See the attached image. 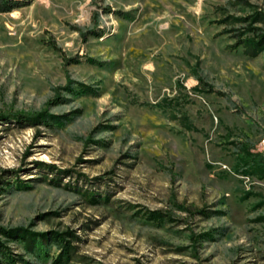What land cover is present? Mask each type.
Wrapping results in <instances>:
<instances>
[{
  "label": "rangeland",
  "instance_id": "374dc122",
  "mask_svg": "<svg viewBox=\"0 0 264 264\" xmlns=\"http://www.w3.org/2000/svg\"><path fill=\"white\" fill-rule=\"evenodd\" d=\"M253 9L264 0L0 12V227L65 234L69 264H264V54L230 50L218 22ZM0 241L15 264L61 251Z\"/></svg>",
  "mask_w": 264,
  "mask_h": 264
},
{
  "label": "trees",
  "instance_id": "16d2710c",
  "mask_svg": "<svg viewBox=\"0 0 264 264\" xmlns=\"http://www.w3.org/2000/svg\"><path fill=\"white\" fill-rule=\"evenodd\" d=\"M32 0H0V12H11L14 9H18L29 5ZM105 12L114 13L119 17H124L127 12L123 10H114L110 7H106ZM218 22L226 24L220 34L225 32L231 33V38L234 39L233 43L228 45L230 50H237L241 48L243 53L254 58L261 54H264V10L263 9H253L250 13L245 15H234L227 14ZM90 34L96 37H102L101 32L96 30H90ZM83 38H86V34L82 33ZM54 49L60 50L55 42H50ZM59 99L56 101H50L48 104H57ZM47 110H43L35 115L29 116L20 113H13L10 117L20 123H28L41 121ZM254 164L262 169H264V154L255 153L252 157ZM93 197V196H92ZM161 215H157L156 212L150 213L149 218L160 219ZM0 234L7 238L22 241L26 244L27 248L32 250L38 239L42 240L44 243L49 241H55L57 245L60 246V253L54 260L52 264H69L74 260L73 256L75 254L73 247L70 242L65 239V234L51 233L50 235L46 233H38L31 231L26 228H16V229H4L0 227ZM0 254L5 258L8 264H15L17 261L15 257H12L7 247L0 241ZM1 264V263H0Z\"/></svg>",
  "mask_w": 264,
  "mask_h": 264
},
{
  "label": "built area",
  "instance_id": "2783aa9c",
  "mask_svg": "<svg viewBox=\"0 0 264 264\" xmlns=\"http://www.w3.org/2000/svg\"><path fill=\"white\" fill-rule=\"evenodd\" d=\"M260 150L264 151V145L260 146Z\"/></svg>",
  "mask_w": 264,
  "mask_h": 264
}]
</instances>
